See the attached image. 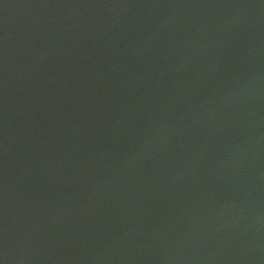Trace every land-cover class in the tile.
Here are the masks:
<instances>
[{"label":"water","instance_id":"water-1","mask_svg":"<svg viewBox=\"0 0 264 264\" xmlns=\"http://www.w3.org/2000/svg\"><path fill=\"white\" fill-rule=\"evenodd\" d=\"M3 264H264V0H0Z\"/></svg>","mask_w":264,"mask_h":264},{"label":"snow or ice","instance_id":"snow-or-ice-1","mask_svg":"<svg viewBox=\"0 0 264 264\" xmlns=\"http://www.w3.org/2000/svg\"><path fill=\"white\" fill-rule=\"evenodd\" d=\"M0 264H3L2 260H0Z\"/></svg>","mask_w":264,"mask_h":264}]
</instances>
